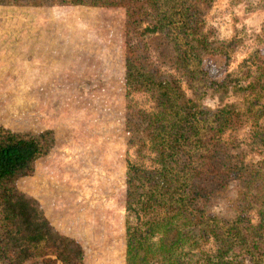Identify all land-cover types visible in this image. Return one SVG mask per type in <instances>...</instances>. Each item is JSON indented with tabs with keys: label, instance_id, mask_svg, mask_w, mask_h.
I'll return each instance as SVG.
<instances>
[{
	"label": "trees",
	"instance_id": "1",
	"mask_svg": "<svg viewBox=\"0 0 264 264\" xmlns=\"http://www.w3.org/2000/svg\"><path fill=\"white\" fill-rule=\"evenodd\" d=\"M54 2L102 9L120 8L124 2L136 5L131 23L135 42L119 61L120 79L128 94L148 95L153 109L127 117L125 131L143 139L158 167L132 164L125 173L124 206L140 222L125 234V264H264L263 195L256 207L235 201L230 213L208 211L213 185L226 187L252 176L246 155L261 153L264 168V24L251 39L247 56L214 81L208 77V45L201 36L203 8L210 0H0V5ZM242 43L239 37L224 46L234 51ZM151 49L173 75H163L156 67L159 60L154 58L157 65L151 60ZM112 54L117 63L119 53ZM225 93L238 96L243 109L235 103L206 108L208 95ZM244 120L252 145L239 156L231 155L223 136L237 133ZM54 142L53 130L0 127V264H22L40 256L59 264H83V250L75 239L50 222L37 197L17 188L18 180L31 176L51 153Z\"/></svg>",
	"mask_w": 264,
	"mask_h": 264
},
{
	"label": "rangeland",
	"instance_id": "2",
	"mask_svg": "<svg viewBox=\"0 0 264 264\" xmlns=\"http://www.w3.org/2000/svg\"><path fill=\"white\" fill-rule=\"evenodd\" d=\"M210 1L203 8L201 36L208 45V77L220 81L247 56L251 39L264 24V0ZM124 9L131 12L124 15ZM135 10L131 2L107 9L59 2L0 5V127L31 133L53 130L55 135L51 153L31 176L18 180L17 188L37 197L50 222L75 239L83 250V264L126 263L125 234L140 222L124 206L125 173L132 164L158 167L143 139L125 131L127 117L153 109L148 95L128 94L120 79L119 61L135 42ZM239 37L241 46L225 48ZM244 43L247 51L242 52ZM116 51L117 63L112 54ZM149 55L157 65L156 53L151 49ZM158 63L163 75L174 74L165 59ZM181 85L192 94L183 81ZM228 103L243 109L232 93L204 100L209 110ZM244 121L237 133L223 136L231 155L239 156L252 145L250 125ZM245 160L252 165V176L226 187L213 185L210 213H230L235 201L256 207L257 198L264 196L262 154L246 155ZM22 264L59 262L40 256Z\"/></svg>",
	"mask_w": 264,
	"mask_h": 264
}]
</instances>
